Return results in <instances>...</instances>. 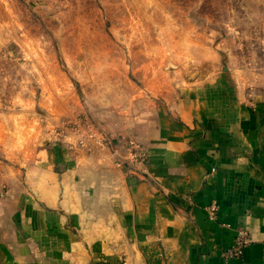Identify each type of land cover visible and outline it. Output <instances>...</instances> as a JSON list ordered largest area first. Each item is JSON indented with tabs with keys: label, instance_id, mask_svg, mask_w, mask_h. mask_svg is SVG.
I'll return each instance as SVG.
<instances>
[{
	"label": "rangeland",
	"instance_id": "1",
	"mask_svg": "<svg viewBox=\"0 0 264 264\" xmlns=\"http://www.w3.org/2000/svg\"><path fill=\"white\" fill-rule=\"evenodd\" d=\"M198 88L262 97L264 0H0V261L51 264L12 206L27 169L89 130L141 141Z\"/></svg>",
	"mask_w": 264,
	"mask_h": 264
},
{
	"label": "crops",
	"instance_id": "2",
	"mask_svg": "<svg viewBox=\"0 0 264 264\" xmlns=\"http://www.w3.org/2000/svg\"><path fill=\"white\" fill-rule=\"evenodd\" d=\"M196 91L135 139L147 148L146 172L116 163L127 138L91 151L54 146V166L25 171L27 195L12 206L51 264H121L123 253L128 264L143 255L147 264H264V93L221 103ZM238 229L251 242L227 259ZM27 251L0 264H31Z\"/></svg>",
	"mask_w": 264,
	"mask_h": 264
},
{
	"label": "built area",
	"instance_id": "3",
	"mask_svg": "<svg viewBox=\"0 0 264 264\" xmlns=\"http://www.w3.org/2000/svg\"><path fill=\"white\" fill-rule=\"evenodd\" d=\"M112 140L107 134L103 132H97L89 130L88 134L81 135L77 141V147L91 151L93 149H101L104 147L111 148ZM124 151L116 157V163L118 165L126 166L129 171H144L145 165L148 159L147 148L143 143L136 141L133 138H127L124 143ZM214 168H211L209 173H213ZM208 173V174H209ZM219 203L217 200H211L205 206V212L210 220H216L219 213ZM251 237L247 230L238 229L233 239V243L224 251V257L227 259L241 258L243 256L245 248L250 244Z\"/></svg>",
	"mask_w": 264,
	"mask_h": 264
}]
</instances>
